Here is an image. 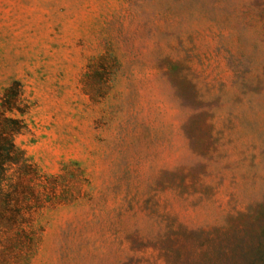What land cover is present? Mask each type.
I'll return each instance as SVG.
<instances>
[{
    "label": "rangeland",
    "instance_id": "1",
    "mask_svg": "<svg viewBox=\"0 0 264 264\" xmlns=\"http://www.w3.org/2000/svg\"><path fill=\"white\" fill-rule=\"evenodd\" d=\"M10 86L59 176L24 264H264V0H0Z\"/></svg>",
    "mask_w": 264,
    "mask_h": 264
},
{
    "label": "trees",
    "instance_id": "2",
    "mask_svg": "<svg viewBox=\"0 0 264 264\" xmlns=\"http://www.w3.org/2000/svg\"><path fill=\"white\" fill-rule=\"evenodd\" d=\"M0 101V251H14L16 262L24 264L38 241L32 216L53 203L59 176L39 173L14 141L26 129L22 117L10 115L22 101L19 90L10 86ZM26 107L18 113L24 114Z\"/></svg>",
    "mask_w": 264,
    "mask_h": 264
}]
</instances>
